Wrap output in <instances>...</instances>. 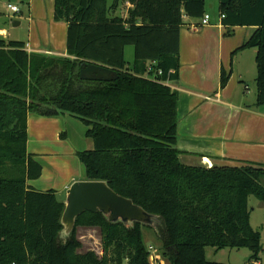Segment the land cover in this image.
<instances>
[{"label": "trees", "instance_id": "1", "mask_svg": "<svg viewBox=\"0 0 264 264\" xmlns=\"http://www.w3.org/2000/svg\"><path fill=\"white\" fill-rule=\"evenodd\" d=\"M121 2L130 4L124 16L116 14ZM218 10L224 25L257 27L240 49H256V104L263 105L264 0H218ZM204 13L205 0H53L70 57L27 52L24 41L0 38V264H150L139 223L112 224L85 211L60 238L63 202L54 190L27 184L42 172L27 151L29 114L70 115L86 127L93 147L76 153L85 180L107 182L158 217L147 228L168 264H226L207 260V247L247 248L249 264L258 261L260 234L248 199L264 207V164L188 166L176 148L178 93L167 82L178 77L182 16ZM83 61L117 78L81 80ZM226 82L222 73L221 87ZM80 227L99 229L101 255L79 251Z\"/></svg>", "mask_w": 264, "mask_h": 264}, {"label": "crops", "instance_id": "2", "mask_svg": "<svg viewBox=\"0 0 264 264\" xmlns=\"http://www.w3.org/2000/svg\"><path fill=\"white\" fill-rule=\"evenodd\" d=\"M27 7L29 33L25 50L70 57L66 53V34H61L66 24L53 20V9H45L41 15L34 9L33 0L27 2ZM204 14L209 15V24L199 28L193 26L201 18L182 16L178 77L167 82L178 93L179 160L184 165L206 168L264 164V104H256V49H240L257 27L222 24L218 0H205ZM8 35L6 29L0 28V38L9 39ZM222 73L227 76L223 87ZM77 122L70 115H28L27 151L42 167L40 177L27 181L30 187L54 190L58 198L60 194L65 196L73 181L85 180L84 167L79 165L76 153L92 149L93 144L85 135L86 129ZM73 130L79 138L78 146L70 141ZM153 256L164 264L156 253L149 256L150 264H154Z\"/></svg>", "mask_w": 264, "mask_h": 264}, {"label": "rangeland", "instance_id": "3", "mask_svg": "<svg viewBox=\"0 0 264 264\" xmlns=\"http://www.w3.org/2000/svg\"><path fill=\"white\" fill-rule=\"evenodd\" d=\"M29 0H0V28H4L8 31L9 35L7 36L9 39H17V40H27V34L29 33V24H28V7L27 2ZM111 0H108L110 2ZM34 9L39 11L42 15L43 10L45 9H53V0H33ZM15 5L18 7L19 12L13 13L10 11L7 6ZM128 9V4L121 2L116 13L117 15H126V10ZM50 10V11H51ZM40 15V16H41ZM14 21H19V25H13ZM56 22V21H55ZM66 34V26L62 29L61 34ZM133 58V47L128 45L125 47V59L128 62H131ZM79 125L83 126L84 129L86 127L78 122ZM71 133V135H70ZM70 141L78 146L80 142L78 141L76 130L70 131ZM53 148V147H52ZM50 150V149H49ZM47 154L49 151H46ZM45 152V153H46ZM45 155V154H44ZM50 162V160H47ZM82 168V164H79ZM84 173V172H83ZM261 184L264 185V177L261 178ZM64 195L60 194L59 199L63 200ZM248 206L250 210V224L254 230H257L260 234V242H261V251L259 253L258 261L253 260L251 264H264V207L261 201L257 200L255 197L250 196L248 199ZM78 238L82 241V247L79 250L83 252L87 249L93 250L96 254L101 255V242L100 235L98 230H86L84 228H78ZM143 241L144 244L149 247H153L157 256L160 257L161 261L164 264H167V260L162 256L161 244L157 240L154 235L153 230L144 226L142 228ZM206 258L211 261L222 262L226 264H249L248 260L251 255V252L247 248L240 249H222L216 251L212 247L206 248Z\"/></svg>", "mask_w": 264, "mask_h": 264}, {"label": "water", "instance_id": "4", "mask_svg": "<svg viewBox=\"0 0 264 264\" xmlns=\"http://www.w3.org/2000/svg\"><path fill=\"white\" fill-rule=\"evenodd\" d=\"M14 21L13 25H17ZM79 78L84 81H113L117 72L102 65L83 61L79 66ZM60 223V238L70 236L77 217L85 211L99 212L108 223H121L126 227L139 223L154 229L160 220L146 212L131 199L117 194L105 181L76 180L66 189Z\"/></svg>", "mask_w": 264, "mask_h": 264}, {"label": "built area", "instance_id": "5", "mask_svg": "<svg viewBox=\"0 0 264 264\" xmlns=\"http://www.w3.org/2000/svg\"><path fill=\"white\" fill-rule=\"evenodd\" d=\"M7 8H8L10 11L14 12V13H17V12L19 11L18 7L15 6V5H10V4H9V5L7 6ZM222 17H223V15H220V18H222ZM209 19H210L209 15H208V14H204L203 17L201 18L199 24H198L197 26H193V27H194V28H199V27H202V26H206V25L209 24V21H210ZM44 53L51 54L49 51H45ZM153 63H155V62H153ZM151 65H152V64L149 65V67H148V71L152 70V66H151ZM155 72H156L157 74H161V70H160V69L155 70ZM148 249H149V251H150V256H151V254H155V253H154V252H155V249H154L153 247H149ZM152 262H153L154 264H160V262L158 261L157 258H155V256H153V258H152Z\"/></svg>", "mask_w": 264, "mask_h": 264}]
</instances>
